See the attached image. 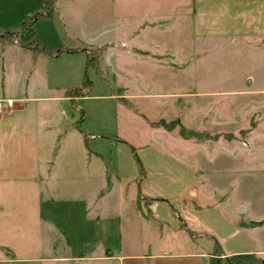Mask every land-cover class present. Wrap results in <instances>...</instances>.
<instances>
[{"label":"rangeland","instance_id":"rangeland-1","mask_svg":"<svg viewBox=\"0 0 264 264\" xmlns=\"http://www.w3.org/2000/svg\"><path fill=\"white\" fill-rule=\"evenodd\" d=\"M180 1L55 0L52 17L35 23L36 42L92 58L101 47L98 71L85 52L62 51L39 61L36 75L26 56L0 67L2 96L16 101L0 111V129L37 138L14 151L40 170L37 184L0 171V189L26 186L0 193L14 204L13 224L0 231L14 255L38 264H220L230 250L239 255L223 264H264V255L252 258L264 251V222L249 221L264 220V38L246 17L245 37L194 39ZM36 11L41 0H0V29H19ZM84 73L91 84L77 90ZM46 158H54L48 179Z\"/></svg>","mask_w":264,"mask_h":264},{"label":"crops","instance_id":"crops-1","mask_svg":"<svg viewBox=\"0 0 264 264\" xmlns=\"http://www.w3.org/2000/svg\"><path fill=\"white\" fill-rule=\"evenodd\" d=\"M180 6L178 8H181L180 15H190L193 20L190 21V23H183L182 26L189 27V29L192 32L199 31L198 34H195L193 38H202V39H209L212 35L211 33H219L222 37H229L230 32H234V34L239 33V36L242 37L251 31L247 28L246 24V17H249L248 19H252L254 26L256 27V31L258 33L257 37H259L261 40L264 38V0H189V4L184 2V0L180 1ZM190 11V12H189ZM164 22V21H163ZM166 24V23H165ZM223 24V25H219ZM164 25V24H163ZM6 30V29H2ZM253 32V31H252ZM255 32V31H254ZM233 34V35H234ZM237 37V35L235 36ZM45 45V44H44ZM47 46V45H46ZM49 47V46H48ZM51 48V47H49ZM67 48V47H65ZM70 48V47H68ZM52 49V48H51ZM62 52H65L69 56H78L79 54H82L84 51H74V52H68L66 50H63ZM46 54H49L47 57ZM22 56H26L27 63H28V73H33V75H36L40 71V64L39 61L46 60L45 64L47 65L51 58L52 62L54 60L58 61L61 58V53L59 54H52V53H46V52H36L27 48H24L18 44H6L1 46L0 45V67L1 70H4L6 66L11 61H14L16 57L21 58ZM16 63V62H15ZM84 63L86 65V58L84 59ZM11 66V65H10ZM15 66L22 67V71L25 73L26 68H24L23 64L16 63ZM44 77H48V69L45 66L43 69ZM23 73V74H24ZM4 92L0 91V101H11V106L15 104V99L8 97L3 98ZM22 101V100H21ZM18 103V102H17ZM25 103H23V109H25L24 106ZM26 105V104H25ZM4 107L7 109L9 106L5 104ZM3 109V108H2ZM15 110V108H12V112ZM1 126H5L3 123V120L0 121ZM17 128V126L12 125H6L5 129H0V134H3L0 136V171L2 174H5L7 176L13 177V171H16L18 174V177H20V181H22L25 177H27V181H35L37 184L40 179L39 174V168L37 166H32L31 162L28 164L27 162L24 164H21L19 160L23 161L22 159L31 157V155H27L25 153H18L15 152V147L19 143H23L25 141H30L29 144H37V138H31V136H20L18 135L16 130L12 129ZM15 133V136H12V134ZM11 150V151H9ZM17 158V161H16ZM34 158H37L34 156ZM3 160V165H1V161ZM29 159H26L27 161ZM36 164L39 166V161L37 160ZM42 164L46 167V176L47 179L49 178L48 173L53 170L54 167V158L52 159V165H49V158H46L45 161H42ZM15 174V175H16ZM46 179V180H47ZM3 182L8 183V179L3 180ZM26 186H1L0 193L3 192H9L7 191L8 188L13 193H21ZM2 194H0V231L3 229H8L9 225L11 226L14 222V209L11 205H14L12 202L5 201L3 202V199L1 197ZM36 203H38L39 198L36 196L35 200ZM152 204V202H150ZM9 209H11L9 211ZM150 217V216H146ZM249 221H257L261 225L264 220L260 218H250ZM195 237L189 236L190 244L194 245L196 243V240H194ZM15 246L12 245L11 242H0V264H38V260L31 256H21V255H14ZM212 254V253H211ZM213 255V254H212ZM238 252H231L230 250H223L222 254L219 256H216L219 260L220 264H223L225 259L228 260H234V256H238ZM258 255H264V251L257 250L255 253L252 254V258H257ZM62 259V258H60ZM45 260V258H44ZM48 260V259H47ZM46 260V261H47ZM242 260V259H238ZM252 260V259H251ZM264 262V261H263ZM259 263V262H258Z\"/></svg>","mask_w":264,"mask_h":264},{"label":"trees","instance_id":"trees-1","mask_svg":"<svg viewBox=\"0 0 264 264\" xmlns=\"http://www.w3.org/2000/svg\"><path fill=\"white\" fill-rule=\"evenodd\" d=\"M44 5V11H36L32 13L31 15H23L20 22L19 29H6L2 30L0 29V45H6V44H18L24 48L36 51V52H46V53H52V54H59L61 51L66 50L68 52H74V51H84L87 54L86 58V65H93L96 71H98V68L96 66V58H99L102 48L98 47L95 48L96 55L92 57H89L88 50L85 48H59L56 50H52L48 46L38 43L35 40V23L38 20L41 19H48L52 17L55 11V0H41ZM83 84L82 88H77V90L83 89L86 86H89L91 82L88 80L86 73L83 74ZM131 150L134 151V148L131 147ZM137 165H138V183L140 184V181L145 177V169L143 165L141 164L140 160L137 159ZM138 184V185H139ZM138 200L144 201L145 197L141 193L138 194ZM172 208V207H171ZM172 210V209H171ZM173 212V211H172ZM217 245V244H215ZM214 245V250H215ZM215 255L219 254L215 250ZM232 264H256L255 261L253 262H240V263H232Z\"/></svg>","mask_w":264,"mask_h":264},{"label":"built area","instance_id":"built-area-1","mask_svg":"<svg viewBox=\"0 0 264 264\" xmlns=\"http://www.w3.org/2000/svg\"><path fill=\"white\" fill-rule=\"evenodd\" d=\"M4 102L5 104H7V106H11V101L7 100V101H0V111L2 110V108L4 107Z\"/></svg>","mask_w":264,"mask_h":264},{"label":"water","instance_id":"water-1","mask_svg":"<svg viewBox=\"0 0 264 264\" xmlns=\"http://www.w3.org/2000/svg\"><path fill=\"white\" fill-rule=\"evenodd\" d=\"M259 224H260V223L257 222V221H250V226H251V227H255V226L259 225Z\"/></svg>","mask_w":264,"mask_h":264}]
</instances>
